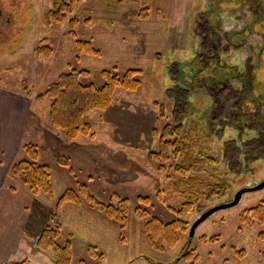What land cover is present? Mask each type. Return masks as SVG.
<instances>
[{"label":"rangeland","instance_id":"rangeland-1","mask_svg":"<svg viewBox=\"0 0 264 264\" xmlns=\"http://www.w3.org/2000/svg\"><path fill=\"white\" fill-rule=\"evenodd\" d=\"M53 1L0 0V88L33 100L32 111L44 118V126L54 130L48 118L50 99L43 102L36 99L61 73L86 69L91 76L82 82L101 86L102 70L117 68L120 76L128 69L142 70L141 86L135 93L119 90L109 110L88 118L98 141L86 142L89 138H85L80 145L87 143L88 146L79 147L78 152L86 150L84 153L95 156L98 162L89 178L79 180L89 182L88 187L95 189L91 191L105 202L118 194L137 206L139 196L149 197L151 204L141 205L142 208L166 224L177 218L174 209L180 210L188 203L193 205L188 214L180 217L187 222V232L180 235L174 247L164 246L163 250L151 247L142 222L134 216V209L127 228L122 231L115 222L97 212L106 221L99 223L83 211H75L76 207L71 212L69 207L60 242L71 240L73 264L81 260L93 263L87 251L90 245L97 246L104 254L102 264H264L261 260L264 242L258 237L263 227L259 223L253 226L240 223L244 210L264 202V188L246 192L233 207L217 210L197 227L194 236L190 234L202 215L232 203L239 191L261 184L264 160L255 158L252 164H244L233 154L225 157L222 146L226 136L210 142L200 135H191L186 141L192 144L195 155L199 156L201 151L206 153V164L203 171L189 174L187 179L172 171L169 175L164 173L148 157L150 152L158 150L153 129L161 130L166 118L172 116L174 101L169 96L174 86L170 75L172 63L192 55L194 43L188 18L203 9L205 0H78L74 12L58 24L47 19ZM145 7L149 8L146 14L140 12ZM72 20H77L74 27L70 24ZM76 39L91 41L102 56H80ZM45 43L53 49L50 58L39 56L36 51ZM190 100L197 106L207 103L203 97ZM101 134L107 138L99 139ZM59 136H55L57 146L56 152L51 151L53 156L45 155L41 159L52 167L53 196L40 191L38 197L53 205L75 184L69 171L56 162L55 156L63 152L61 147L66 142L65 139L61 142ZM108 146L126 147L125 155L115 156L119 160H113L114 153L108 151ZM131 147H136L135 152L128 150ZM72 148L70 145L69 149ZM230 148L229 145L226 154ZM209 158L216 162L209 163ZM167 163L171 165L172 160ZM188 179L191 180L186 186L174 192L173 184ZM215 186H224V192L220 195L217 188L213 189ZM46 210L36 204L32 206L31 231H35V225L40 226L41 233L50 217L49 209ZM30 236L35 238L37 232ZM40 253L42 257H51L54 264L53 256L36 246H30L29 258L25 260L38 264L34 261L39 260ZM45 261L51 263L47 258Z\"/></svg>","mask_w":264,"mask_h":264},{"label":"trees","instance_id":"trees-1","mask_svg":"<svg viewBox=\"0 0 264 264\" xmlns=\"http://www.w3.org/2000/svg\"><path fill=\"white\" fill-rule=\"evenodd\" d=\"M77 1L54 0L53 9L47 15L48 21L57 24L63 22L66 16L74 12ZM148 11L149 8L145 7L140 12L146 14ZM75 23H77V20H72L70 24L74 27ZM70 33L75 35L73 31ZM76 43L80 56H102L101 51L91 41L76 39ZM36 51L39 56L45 58H50L53 54V49L47 43L41 45ZM142 74L143 72L140 69H128L120 76L117 68L105 69L101 72L104 80L103 85L96 86L93 83L85 84L82 82L83 78L91 76L89 70L73 69L61 73L46 88L44 93L38 95L36 100L43 102L47 98L50 99L51 104L48 110L50 126L55 131L61 132L67 142L74 143L81 137L95 140L96 134L93 132V127L88 118L96 112L109 110L114 104L119 90L135 93L141 86ZM26 95L30 96V94ZM186 113L187 108L181 103H177L172 113L175 121H169L168 117L161 130L153 129V136L158 141V150L150 152L148 156L149 161L157 163V167L161 171L168 175L172 171L181 179H187V175L203 171L206 164L204 156L206 153L201 151L199 156L195 155L192 151V144L186 139L191 135L192 137L200 135L207 141L215 139L213 134L205 132L201 124L190 125L186 128L182 124V121L186 118ZM22 151L23 157L15 162L11 168V177L33 196L39 195L42 191L47 196L52 197L51 165L41 161V151L33 143H25ZM226 151L225 155H227ZM169 160H172V164L168 166L167 161ZM208 161L211 164L216 162L213 158H209ZM56 162L69 171L74 177L75 184L68 187L56 202L54 208L50 211L47 223L36 239V248L42 252H49L53 256L54 264H73L71 240L66 241L64 244L60 242L64 233L61 218L62 209L66 204L86 205L108 220L115 222L122 231L127 228L131 209H134V216L142 222L143 231L151 247L157 250L165 249L164 246L174 247L178 243L180 235L187 232V222L180 217L191 211L193 206L191 203L180 210L174 209L173 212L177 218L166 224L145 208H142L141 205L149 206L151 204L149 197L139 196L137 199L139 205L137 206H134L128 198H122L118 194L113 195L109 202H105L93 193L87 184L81 182L75 176L67 158L60 156L56 159ZM190 180L173 184L174 192L179 191L181 186H186V183H189ZM215 188L220 191V195L225 190L224 186L221 188L215 186L213 189ZM240 223L247 226L259 223L263 229L259 232L258 237L264 242V202L244 210L240 216ZM87 251L93 263L81 260L79 264H102L104 262L105 256L97 246L90 245ZM187 257L189 258V256ZM261 260L264 263V251L261 253ZM19 264H29V261L25 260ZM191 264H196V262Z\"/></svg>","mask_w":264,"mask_h":264},{"label":"flooded vegetation","instance_id":"flooded-vegetation-1","mask_svg":"<svg viewBox=\"0 0 264 264\" xmlns=\"http://www.w3.org/2000/svg\"><path fill=\"white\" fill-rule=\"evenodd\" d=\"M188 20L194 47L170 69L173 111L181 103L186 128L201 124L216 140L226 136L227 156L264 160V0H205Z\"/></svg>","mask_w":264,"mask_h":264},{"label":"crops","instance_id":"crops-1","mask_svg":"<svg viewBox=\"0 0 264 264\" xmlns=\"http://www.w3.org/2000/svg\"><path fill=\"white\" fill-rule=\"evenodd\" d=\"M33 105V100L25 97L21 93L15 94L0 88V264H12L29 258L30 246H35L34 241L40 230V226L33 225L35 231H31L30 218L33 215L31 214V208L36 204L45 210L48 208L50 212L55 206L52 202L40 199L38 195H31L27 189L11 177L12 166L23 157L22 147L25 143L30 142L37 145L41 151L42 159V156H51L52 150L56 152L57 141H55V136L60 135V141H66L61 132H57V135L54 130H49L42 124L44 118H40L36 112L32 111ZM104 134H101L99 139H103L105 137ZM85 138L81 137L74 143L66 141L62 145L63 147H61L64 148L63 152H57L59 154L55 156L56 159L60 156L67 158L74 170L75 176L78 179L80 178V180L89 178L91 173H93V167L96 169L98 162L95 156H89L87 153H84L86 150L78 152L79 147L88 146L87 143L80 145ZM95 140L98 141L97 135ZM89 141H91L90 138L86 142ZM91 144L89 147L93 148ZM70 145H73L74 149H69ZM124 146L120 149H118L119 146L107 147L110 153H114L111 157L113 160H119L115 156L125 155L126 147ZM128 150L135 152L136 147H131ZM87 184L90 185L89 182ZM89 187L95 192L94 187ZM69 207H71V212L74 211H72V208L76 207L74 208L77 209L75 211H83V214L86 213L85 216L99 223L106 221L103 220L105 218L95 214L96 212L90 210L86 205L75 206L66 204L62 210L63 223L64 216L67 213L66 210L70 209ZM105 225L108 226L110 224L105 222ZM113 230L117 234L114 228ZM36 232L37 236L35 238L30 236L31 233L36 235ZM39 255V260L34 262L46 264L47 261H45V258H47L51 261L50 264H53L51 257H42L43 254L41 253ZM41 257L45 258L42 260ZM32 262L33 260L30 261V264Z\"/></svg>","mask_w":264,"mask_h":264},{"label":"water","instance_id":"water-1","mask_svg":"<svg viewBox=\"0 0 264 264\" xmlns=\"http://www.w3.org/2000/svg\"><path fill=\"white\" fill-rule=\"evenodd\" d=\"M264 188V182H262L261 184H259L258 186L256 187H253V188H245L241 191H239L234 199V201L228 205H224V206H221V207H216L214 209H212L211 211L205 213L204 215L201 216V218H199L195 223L194 225L192 226L191 228V236H194L195 232H196V229L197 227L203 222L205 221L211 214H213L214 212H216L217 210L219 209H224V208H228V207H233L235 205H237L242 196L246 193V192H249V191H256V190H260V189H263Z\"/></svg>","mask_w":264,"mask_h":264}]
</instances>
